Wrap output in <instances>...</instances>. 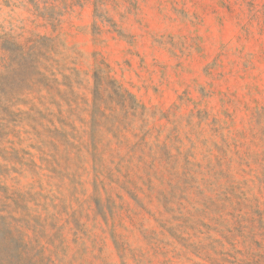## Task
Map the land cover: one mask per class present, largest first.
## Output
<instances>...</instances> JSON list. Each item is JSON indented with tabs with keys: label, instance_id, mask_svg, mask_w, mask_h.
Masks as SVG:
<instances>
[{
	"label": "rangeland",
	"instance_id": "obj_1",
	"mask_svg": "<svg viewBox=\"0 0 264 264\" xmlns=\"http://www.w3.org/2000/svg\"><path fill=\"white\" fill-rule=\"evenodd\" d=\"M0 264H264V0H0Z\"/></svg>",
	"mask_w": 264,
	"mask_h": 264
}]
</instances>
